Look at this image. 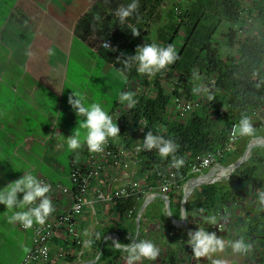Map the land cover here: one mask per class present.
Wrapping results in <instances>:
<instances>
[{"label":"crops","instance_id":"0c3cea01","mask_svg":"<svg viewBox=\"0 0 264 264\" xmlns=\"http://www.w3.org/2000/svg\"><path fill=\"white\" fill-rule=\"evenodd\" d=\"M92 4V0H0V188L20 178L26 170L50 183L70 185L72 161L83 160L84 148L82 144L80 149L69 152L64 142L77 126V118L67 104L71 90L80 91L89 103L99 102L108 113L118 105L119 95L109 104L104 90L98 96L96 91L114 87L115 79L117 83L125 81L121 90L124 92L129 77L122 80L116 75L115 66L102 59L101 46L93 38L83 40L75 33L78 21ZM85 51L91 54L90 67L83 69ZM254 131L264 133V128ZM243 142L242 139L238 145ZM123 182L119 177L111 184L116 188ZM21 196L18 194V199ZM182 196L183 191L169 194L171 215L176 220H181ZM157 200L162 202L156 210L153 205ZM144 201L145 196L138 200L135 219L108 214L101 204H96L94 210L85 206L80 219L83 255L78 264H107L99 263V259L104 247L117 249L114 237L122 245L128 244L130 238L151 240L160 249L156 261L138 264H208L204 258H192L187 238L179 236L186 223L181 225L167 217L162 198ZM61 202L57 198L53 207L59 209ZM4 211L0 205V264H23L33 247L32 231L8 224ZM259 214L258 220L251 217L248 226H240L251 249L243 255L225 252L226 264L231 263L227 262L228 256L234 255L238 264H264V216ZM197 215L206 216H189V226ZM250 227L258 230L249 237ZM211 228L213 225L207 226V231L211 232ZM117 250L122 252L117 264H125V253Z\"/></svg>","mask_w":264,"mask_h":264},{"label":"trees","instance_id":"16d2710c","mask_svg":"<svg viewBox=\"0 0 264 264\" xmlns=\"http://www.w3.org/2000/svg\"><path fill=\"white\" fill-rule=\"evenodd\" d=\"M92 2L78 21L75 33L83 40L93 38L101 46L102 59L116 69L122 68L117 58L123 60L133 55L141 38L153 37L155 43L171 44L176 50L178 59L167 71L157 73L153 82L142 76V84H154L158 91L153 98H140L131 115L135 127L144 118L147 121L146 132L151 130L153 134L172 138L179 146L176 155L185 161L184 166L177 170L169 167L167 158L161 160L154 152L143 154L139 166L147 172L148 185L156 187V182L166 177L170 170L175 172L180 184L187 183L193 177L189 173L198 157L225 147L228 130L238 123L241 113L251 118L264 107V0H250L249 17L253 19L250 26L244 16V0H179L168 9L167 0H138L137 11L122 25L118 24L113 12L130 0ZM132 27L138 30V36L131 35ZM106 41L111 42L109 49L103 47ZM193 71L200 77L198 81L192 78ZM168 72H175L179 79L180 86L173 96L199 100V107L184 123L176 119L166 121L172 96L166 94L158 79ZM126 75L129 79L139 77L134 67ZM257 83H260L259 88ZM198 85L207 88L214 99L207 101L205 97L193 94L192 89ZM155 125L160 127L156 129ZM255 135L264 137L263 132ZM129 138L132 145L137 138L136 133ZM250 140V137H245L243 148L237 150L235 156L223 159L221 164L228 166L234 163L242 156ZM263 151L264 147L254 149L250 159L232 173V181L198 187L187 203L189 216L196 213L218 216L230 204H236L244 194V188L252 185L263 170ZM138 205L135 198L119 201L115 213L123 218L128 210ZM257 230L248 228V236ZM121 254L113 247H104L99 263L117 264ZM69 262L78 264L72 257Z\"/></svg>","mask_w":264,"mask_h":264},{"label":"built area","instance_id":"2783aa9c","mask_svg":"<svg viewBox=\"0 0 264 264\" xmlns=\"http://www.w3.org/2000/svg\"><path fill=\"white\" fill-rule=\"evenodd\" d=\"M248 25L253 19L245 18ZM103 45L106 49L111 47V42L106 41ZM142 75L129 79L124 92L133 94L137 101L142 97L153 98L158 91L154 84L149 86L140 81ZM156 75L149 78L150 83ZM159 85L165 89L166 94L172 96V104L169 109L167 122L178 120L182 123L189 120L194 110L199 107V100L188 99L186 96H173L180 86L178 75L175 72L163 73L158 79ZM136 105V104H135ZM135 107V106H134ZM133 107V108H134ZM125 105H118L109 114L116 122L119 129L118 137L109 139L101 153H89L84 146L81 155L83 160L72 161L69 174L70 185L61 183L53 184L41 178L50 185L48 196L54 206L57 198L62 199L61 207L55 209L46 219L43 225H33V247L23 264H66L69 258H74L77 263L83 255L84 242L81 238L80 219L83 216L85 206L94 210L96 204L104 205L108 214H115V208L119 201L129 199L145 200L153 199L157 195L169 196L174 191H183L186 183L180 184L177 175L172 170L168 175L156 182V187H150L146 182L147 172L140 169L141 156L145 152L136 151V144L142 142L146 132L147 121L142 118L135 127L131 110ZM254 129L264 128V107L256 111L250 118ZM146 122V126H145ZM234 123L228 130V140L224 148L217 149L212 153L198 157L191 166L190 176L197 177L212 170H222L221 161L237 154V145L245 137H240L233 132ZM156 129L160 125L154 126ZM136 133L137 138L132 145L129 135ZM252 141V140H251ZM119 177L124 179L121 186L114 188L111 183ZM204 179L202 181H206ZM149 189V190H148ZM163 198L166 204L168 200ZM144 201V203L146 202ZM143 203V207H144ZM112 207V209H111ZM136 209H130L124 215V219H135ZM118 217V216H117ZM222 225L218 229L221 230ZM115 241L116 238L114 237ZM80 248V249H78Z\"/></svg>","mask_w":264,"mask_h":264},{"label":"clouds","instance_id":"9594fccd","mask_svg":"<svg viewBox=\"0 0 264 264\" xmlns=\"http://www.w3.org/2000/svg\"><path fill=\"white\" fill-rule=\"evenodd\" d=\"M137 9L138 0H130L126 5L116 8L113 15L117 18L118 24L122 25L125 24L126 18L131 17ZM130 32L133 37L139 35L135 27H132ZM26 54L31 55V53ZM177 59L178 54L171 44L163 46L155 42L146 43L143 46H137L133 55L126 56L123 60L117 58L122 68L116 69V75L122 80L126 79V73L134 67L137 74L152 78L157 73L167 71ZM253 75L255 76V73ZM191 76L194 80L200 79L195 71L191 73ZM256 87L259 88L260 83H257ZM192 92L205 97L207 101L214 99L209 90L201 85L194 87ZM118 103L131 109L135 106L136 100L132 93L121 92L118 96ZM67 104L77 118L76 128L69 137L64 138L69 152L80 149L83 144L89 153H101L109 139L118 137L119 129L116 122H113L112 116L99 102L89 103L80 91L71 90ZM233 132L240 137L254 138L257 143L262 139L255 135L251 119L245 113H241L238 123L233 126ZM178 147L172 138H165L159 133L153 134L149 130L145 133L142 142L136 144V151L155 150V154L161 160L169 159L170 168L179 170L184 166L185 161L182 156L176 155ZM22 173L20 178L0 188V205L5 208L4 213L8 224H18L20 228L28 230L34 224L43 225L54 211V207L48 196L50 185L31 171L26 170ZM18 194H22L19 199ZM255 195L257 212L264 213V186H261ZM199 211L203 212V209ZM186 217H189L188 212L181 209L179 219L184 220ZM201 219L204 223L214 226L220 218L209 213ZM96 236L99 238L98 233ZM185 243L190 247L193 259L204 258L208 264H226L223 259L215 258L226 248H229L233 254L243 255L252 247L243 236L234 240L224 239L218 237L215 232H208L203 227H197L195 231L189 230ZM113 246L125 253L123 257L125 264L156 261L160 254V249L151 240L146 239L130 238L126 245L114 242Z\"/></svg>","mask_w":264,"mask_h":264},{"label":"rangeland","instance_id":"374dc122","mask_svg":"<svg viewBox=\"0 0 264 264\" xmlns=\"http://www.w3.org/2000/svg\"><path fill=\"white\" fill-rule=\"evenodd\" d=\"M91 1V0H88ZM179 0H167V9L171 8L175 3H178ZM244 16L245 18H250V14H249V9H251L252 6V2H250V0H244ZM154 42V38L153 37H149V38H141L139 40V42L137 43V46H143L146 43H151ZM228 52V50H226V53ZM91 55V54H90ZM89 53L88 52H84L83 57L86 58V60L84 61V66L83 69H86L88 67H90V62H89ZM88 59V60H87ZM125 82V81H124ZM124 82L122 83H117L114 79V87H107L106 90L105 89H99L96 91V95H99V91L100 90H104V94L106 95V99L108 101L109 104H112L113 101L117 98V96L121 93V90L123 88ZM90 93L93 94L94 96V88H92L90 90ZM197 96H201L198 95ZM241 146L239 149L243 148L244 144L242 143L241 145H237V147ZM232 174L230 173H226L223 175V177L221 178H215L213 180H217L218 181H232L231 179ZM233 183H236V180L233 181ZM214 184V183H213ZM211 185V184H208ZM261 186H264V168L262 171H260L259 176L257 177V179L254 180L252 185L246 186L244 188V194L239 198L238 202L235 204H230V206H228L225 210L221 211V213L218 215V217L220 219H218L217 224L213 226V228H211V232H215L216 235L218 237L224 238V239H229V240H234L239 238L240 236H243L244 238H246L245 236V232L242 231V228H240V226L244 225V226H248L249 225V218L254 217V220H258L260 217V212H257V203H256V191L258 189L261 188ZM191 198V196L188 198V200ZM187 200V202H188ZM162 201L161 200H157L154 203V208H156V210L159 208L158 205H160ZM153 209V208H152ZM262 216H264V213H262ZM202 216H193V223L189 226V224H185L184 227L185 230L184 232H181L182 234H180L179 236L181 237L182 235L184 236V238H187V232L189 230L191 231H195L197 227H203L205 228V230H207V226H210L206 223H204V221L201 219ZM189 220H187L188 222ZM222 225L221 230L218 229L219 225ZM262 224L264 225V217H263V221ZM210 230V229H209ZM264 231V230H262ZM16 235L17 232L14 231ZM261 239V237H258V239ZM263 240V238H262ZM262 250H264V247H262ZM8 252L10 251V249L7 250ZM225 252L227 253V255L231 254V250L229 248H226L225 251L220 254H217V256L215 258H220L223 259V256L225 255ZM233 254V253H232ZM238 256V255H237ZM236 255H234L233 257L228 256V260L227 262H229V260L231 261L230 264H238L239 261L236 259L235 260Z\"/></svg>","mask_w":264,"mask_h":264},{"label":"water","instance_id":"95a60500","mask_svg":"<svg viewBox=\"0 0 264 264\" xmlns=\"http://www.w3.org/2000/svg\"><path fill=\"white\" fill-rule=\"evenodd\" d=\"M259 147H264V138L260 140L259 143L255 142V140H252L248 143L246 149L244 150L243 154L241 157H239L234 163L228 166H221L222 170H225L226 173L232 174L234 171L237 169L241 168L251 157L252 152L254 149L259 148ZM223 177V174L219 172V170H212L207 173L201 174L197 177L191 178L187 181L184 190H183V196H182V203H181V208L185 211H187V200L188 198L194 193V191L203 185H208V184H213L217 180H213L215 178H221ZM204 179H207L206 181H202ZM158 198H165L164 195H157ZM166 199L168 202L166 203V213L167 217L174 222H177L181 225L187 223L188 217H186L184 220H176L172 217L171 215V209H170V197L167 196ZM169 213V214H168ZM140 216L141 212H139L138 215V229L137 233H139V222H140ZM119 240V239H118ZM118 240H115V243H118Z\"/></svg>","mask_w":264,"mask_h":264}]
</instances>
